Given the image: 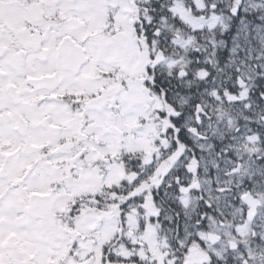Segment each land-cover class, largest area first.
<instances>
[{
	"label": "snow or ice",
	"instance_id": "snow-or-ice-1",
	"mask_svg": "<svg viewBox=\"0 0 264 264\" xmlns=\"http://www.w3.org/2000/svg\"><path fill=\"white\" fill-rule=\"evenodd\" d=\"M0 264H264V0H0Z\"/></svg>",
	"mask_w": 264,
	"mask_h": 264
}]
</instances>
